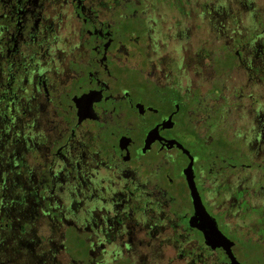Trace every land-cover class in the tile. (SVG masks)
I'll return each mask as SVG.
<instances>
[{"label":"flooded vegetation","instance_id":"obj_1","mask_svg":"<svg viewBox=\"0 0 264 264\" xmlns=\"http://www.w3.org/2000/svg\"><path fill=\"white\" fill-rule=\"evenodd\" d=\"M152 4L0 0V169L22 180L24 211L35 207L26 231L44 235L39 264H244V246L264 253V235L235 233L257 227L250 211L264 206V102L238 106L245 129L233 140L216 115L208 130L209 107L196 103L208 77L161 47ZM260 66L264 52L245 86ZM3 254L1 264L20 260Z\"/></svg>","mask_w":264,"mask_h":264},{"label":"rangeland","instance_id":"obj_2","mask_svg":"<svg viewBox=\"0 0 264 264\" xmlns=\"http://www.w3.org/2000/svg\"><path fill=\"white\" fill-rule=\"evenodd\" d=\"M152 3V9L155 11L152 13L153 20L156 22L154 29L156 28L164 39L161 47H166L172 52L173 48L174 51H180L179 54H185L190 63V77H198L193 71L205 74L199 77H208L209 87L203 91L204 96L196 100L197 106L209 107L206 111L208 116L205 127L208 130L214 129L212 121L216 115L220 119L219 124L225 129L224 133L227 131L229 138L233 140L245 129V125L239 120L238 106L246 104L251 111H256L253 105L259 101L264 102V77L251 75L248 86L242 83L248 78L243 75L253 69V61L258 60L264 52V48L255 43L264 42V0H152ZM240 43L247 45L246 53L241 49L235 51L238 57L236 62L224 63L225 52ZM152 46L158 49L155 52L161 50L155 44ZM167 60L168 58H165L166 62ZM237 63L241 67H236ZM171 68L165 77H174ZM261 68L258 67V74L264 73ZM198 92L201 93L200 89H191L194 97ZM228 116H234L238 120L236 126L231 127L227 123ZM231 120L235 119L232 117ZM8 171L0 169V225L5 224L6 227H3L4 233H0V264L6 249L19 254L20 260L17 264H26L29 260L32 264H39L40 254L38 251L33 253L32 249L36 247V241L44 235H33L26 231L27 217L32 215L35 207H28V210L24 211L22 197L25 190L22 180L18 182L17 174L12 176ZM20 173H23V170ZM259 182L260 180L254 182L250 189H256ZM260 204L264 205L263 202ZM250 212L254 217L260 214L257 220L259 225L251 228L239 224L235 227V233L264 235V206ZM17 225H20V228H17ZM220 227L222 230L229 229L225 224H220ZM15 229L20 232H14ZM75 243L78 242L75 240ZM262 246L264 248V243ZM240 255L244 264L264 263V253L254 250L253 247L244 246Z\"/></svg>","mask_w":264,"mask_h":264},{"label":"trees","instance_id":"obj_3","mask_svg":"<svg viewBox=\"0 0 264 264\" xmlns=\"http://www.w3.org/2000/svg\"><path fill=\"white\" fill-rule=\"evenodd\" d=\"M227 58V60L229 61L230 60V58L229 57H226Z\"/></svg>","mask_w":264,"mask_h":264},{"label":"water","instance_id":"obj_4","mask_svg":"<svg viewBox=\"0 0 264 264\" xmlns=\"http://www.w3.org/2000/svg\"><path fill=\"white\" fill-rule=\"evenodd\" d=\"M227 249L229 250V248L227 247Z\"/></svg>","mask_w":264,"mask_h":264}]
</instances>
